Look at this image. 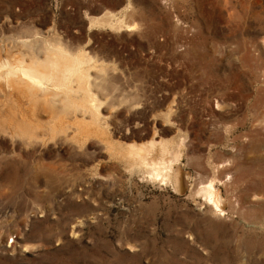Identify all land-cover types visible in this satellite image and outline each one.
<instances>
[{
  "label": "rangeland",
  "instance_id": "rangeland-1",
  "mask_svg": "<svg viewBox=\"0 0 264 264\" xmlns=\"http://www.w3.org/2000/svg\"><path fill=\"white\" fill-rule=\"evenodd\" d=\"M0 41L7 61L89 55L115 146L183 144L187 190L123 168L90 181L0 142V264H264V0H0ZM162 100L158 130L125 137L130 105ZM210 182L222 215L198 194Z\"/></svg>",
  "mask_w": 264,
  "mask_h": 264
},
{
  "label": "bare ground",
  "instance_id": "bare-ground-1",
  "mask_svg": "<svg viewBox=\"0 0 264 264\" xmlns=\"http://www.w3.org/2000/svg\"><path fill=\"white\" fill-rule=\"evenodd\" d=\"M123 22L116 27L129 32L137 27ZM45 44L44 57L32 54L29 62L20 55L3 60L0 53V142L7 152L17 158H31L50 170H68L90 181L109 182L113 179L109 171L120 173L123 168L131 175L143 173L162 182L172 180L176 190L185 193L183 144H175L173 151L167 145H161L162 151H158L159 146L155 149L152 143L148 148L118 149L102 113L103 102L99 94L93 93L91 70L98 72L100 67L87 54H72L61 45ZM134 103L128 112L131 119L140 122L128 128L125 137L137 134L140 140L149 139L161 123L159 118L150 116L164 106L163 100L156 107ZM220 108L217 104L216 109ZM42 113L47 114L46 121L38 118ZM173 114L169 109L162 115L164 123H170ZM212 183L200 188L198 194L204 196L217 215H222L226 199Z\"/></svg>",
  "mask_w": 264,
  "mask_h": 264
}]
</instances>
